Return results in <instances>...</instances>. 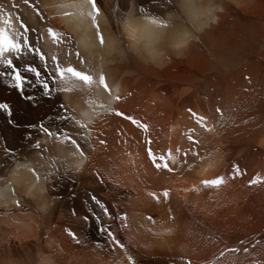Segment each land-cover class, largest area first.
I'll use <instances>...</instances> for the list:
<instances>
[{
  "label": "bare ground",
  "instance_id": "1",
  "mask_svg": "<svg viewBox=\"0 0 264 264\" xmlns=\"http://www.w3.org/2000/svg\"><path fill=\"white\" fill-rule=\"evenodd\" d=\"M13 2L20 7L11 9ZM37 2L46 15L52 16L57 14V9L51 5L70 3L71 0ZM97 2L104 13L101 21L104 34L117 38V49H85L81 46L79 51L97 71H104L109 83L119 88L121 95L129 91L132 93L118 107L151 125L152 147L157 155L167 152L169 148L187 145L184 133L193 126L188 108L206 115L210 122L216 118L212 113L211 99H207L209 89L206 86L211 84V79L216 82L226 79L229 74L232 76V73L247 65L248 58L256 49L264 47V0H191L192 6L188 9L179 7L178 0H173L171 8L167 0ZM208 5L215 8L211 20L207 15ZM0 7L12 10L14 15L20 14L29 23L36 24L31 10L22 5V0H0ZM140 7L151 15L165 19L174 13L176 19L173 22L191 35L189 43L178 50L171 40L154 42L148 32H138L135 40L130 39L118 20L133 10H137L139 15ZM66 11L75 12V9L68 8ZM140 22L147 23L143 19ZM49 23L71 34L74 41L81 39L82 33L76 31L65 18H57ZM48 47L45 46L46 51ZM72 50H76L75 44ZM69 59L77 63L74 55ZM25 62L34 61L25 58L20 63ZM25 91L37 97L40 95V90L31 86L26 87ZM61 100L69 102L73 97L61 95L53 100L41 99L39 107H32L7 86L5 78L0 77V102H7L12 107V119L19 125L38 123L49 115L54 116ZM73 106L77 108V115L86 110L81 103L74 102ZM117 125L126 129L129 127L114 116L96 118L92 140L96 150L88 153L89 159L79 173L74 169L77 160L68 155L70 149L54 145H48L50 151L44 153L46 159H41L36 150L29 149L31 151L26 156L22 153L15 156L11 164L3 168L0 164V189L9 186V200L0 201V264H40L42 258H46L50 264H115L119 259V250L109 254L110 245L97 233L94 222L86 225L79 219L88 214L89 206L84 193L75 192L71 201L67 202V208L61 211L57 209V197L74 189L80 182L86 184L88 194L92 193L106 203L114 215L117 212L127 215L131 231L125 229L119 232L118 238L125 241L131 237L139 245L132 249L138 264H173L174 261L179 264L181 258L191 259L192 264H210L215 259L226 241V216L235 217L236 214L241 217L238 214L241 204L239 202L240 205L235 207L232 204L226 213V205L231 203V195L226 197V187L219 192L203 190L199 195L184 189L190 187L194 180L223 174L226 169L224 152L222 155L213 153L212 166H205L207 171L198 168L190 174L176 175L157 172L147 161L143 144L137 143L139 133L136 137L129 134L128 143L122 144L120 150L119 147L114 150L102 148L95 143L96 133L102 130L106 135L110 128ZM23 128L17 130L11 127L6 115L0 113L2 148L20 147L19 143L25 140L27 132ZM220 139L222 136L217 129L216 133L206 135L204 143L207 149L210 147L214 150L215 143H222L223 139ZM25 162L32 164L41 176L35 187V180L29 172L23 168L17 171V164ZM66 168L69 170L66 171ZM56 169H59V178L43 179L45 173L55 172ZM97 170L104 176L103 182H99L93 174ZM11 189L15 190V198L21 202L19 209L11 203ZM164 189L170 190L167 202L160 196L157 203L149 195H160ZM22 208L27 209L25 215H19ZM8 212L12 215L5 216ZM148 216L154 217V225L146 219ZM241 219L245 220V217ZM148 228L161 235L153 237L146 231ZM169 228L173 230L171 234H167ZM65 229L87 237L89 246L76 245L66 235ZM113 231H116L115 226ZM9 236L12 238L9 239ZM217 237L222 238L219 244L215 243ZM98 242L104 245L103 251L92 247ZM4 245H8L6 249ZM14 245H20L25 250L23 256L14 255Z\"/></svg>",
  "mask_w": 264,
  "mask_h": 264
},
{
  "label": "snow or ice",
  "instance_id": "2",
  "mask_svg": "<svg viewBox=\"0 0 264 264\" xmlns=\"http://www.w3.org/2000/svg\"><path fill=\"white\" fill-rule=\"evenodd\" d=\"M22 5L31 10L33 18L36 20L35 25L25 20L22 15H14L12 10L0 7V77L5 78L7 86L15 90L19 97L32 107H39V100L41 99L53 100L61 95H71L73 97V100L69 102L61 100L57 104L54 117L49 115L38 123L23 125L27 129L24 139L29 141L30 148L36 150L41 159H46L44 153L50 151L48 145L70 149L68 155L77 160L74 169L79 173L84 162L89 159L88 153L96 150L92 142L96 118L114 116L126 122V125L129 126L127 129L117 130L118 136L124 137L118 143L126 144L130 138L129 134L136 137V134L139 133L137 143L143 144L146 159L155 171H163L173 175L178 173L190 174L198 168L207 171V167L212 166L214 154L207 148L202 154L200 149L204 147L206 135L216 133L218 128H225L228 126V121L232 120L231 117H226L225 108L218 104L213 110L216 118L211 122L206 115L198 114L188 108L187 112L194 123L184 133L187 145L185 147H175L174 149L169 148L167 152L157 155L152 147L154 141L151 138V125L141 117L125 112L118 107L127 97L132 96V93L129 91L121 95L119 88H114L109 83L104 71L102 69L97 71L91 61L83 58L79 51L81 46L85 49L97 47L101 49L108 48L110 51L117 49V38L106 37L104 34L101 24L104 13L97 0H71L70 3H55L51 7L57 9V14L52 16L44 13L37 0H22ZM167 5L171 8L173 0H167ZM178 6L188 9L192 6V3L191 0H178ZM19 7L20 5L15 2L11 5L13 10ZM68 8L75 9V12L66 11ZM214 11L215 8L208 5L207 15L210 20ZM138 14L137 10H133L126 17L118 20V24L123 25L124 30L132 40L137 38L138 32H148L154 42L163 43L165 40H171L174 47L179 50L183 49L192 38L187 31L173 22L176 19L174 13L165 19L151 15L144 7H140ZM57 18H65L76 31L82 33L81 39L74 41L71 34L60 31L49 23V21ZM141 19L146 20L147 23H141ZM73 44L76 48L74 52L72 50ZM45 46H49L47 51ZM73 55L77 61L76 64L69 59ZM25 58L38 61L39 67L28 62L21 65L20 62ZM244 79L250 82V77L246 76ZM29 86L40 90L39 97L26 93L25 89ZM74 102L85 105L86 110L80 111L77 115V108L73 106ZM231 110L235 111V109ZM0 113L6 115L8 124L11 127H21L12 119L13 109L7 102H0ZM53 120L55 126L50 124ZM243 123L247 124L248 120H244ZM232 126L239 125L235 124L233 120ZM33 132L36 133L35 138L32 135ZM103 136L104 132L102 130L96 133L95 143L102 148H106L107 140L101 138ZM4 152L8 155H15L6 147ZM16 167L17 171L23 168L31 174L35 180L33 187L39 184L41 176L32 164L27 162L18 163ZM68 170L66 168V171ZM58 172L59 169H56L55 172L45 173L43 179L48 181L50 177L59 178ZM93 174L99 182L104 181V176L101 175L99 170ZM245 175L247 173L241 170L239 164L233 163L230 174H217L213 178L194 180L192 185L185 188L184 191L196 195H199L203 190L219 192L230 181H235ZM260 184H264V177L260 175L253 176L247 182L248 187ZM8 191V185L0 189V201L7 202L9 200ZM149 195L157 203L160 202V196L167 202L170 199V190L164 189L160 195L156 193H149ZM15 196V190L11 189V203L19 209L22 205ZM89 199L99 209V212L88 208V214L79 217V219L83 220L86 225L90 221L94 222L97 233L110 245L109 254L117 253V250H119V259L115 261V264H138L132 249L139 247V245L134 243V239L131 237L125 241L118 238L119 232L125 229L131 231L132 226L128 222L127 215L119 212L114 215L109 206L92 193H89ZM5 206H7L6 203ZM4 215L9 216L12 213L8 212ZM73 215L76 214L73 213ZM146 219L151 221L153 225L155 224L154 217L148 216ZM12 223L16 222L13 221ZM114 226L116 231H113ZM146 231L153 237L161 235V233L154 232L152 228H148ZM172 231L171 228L167 229V234H171ZM65 232L76 245L89 246L87 237L78 235L71 229H65ZM8 238L11 239L12 237L9 236ZM221 242L222 238L217 237L215 243L219 244ZM238 244L242 247L230 246L224 241L223 247L219 249L218 254L210 264H224L229 254L239 257L243 253L247 258L252 255V250L257 249L258 246L264 250V238L251 237L247 241L239 239ZM92 247L94 250H104V245L99 242L92 245ZM257 255L262 258L254 260L253 264H264V251L258 252ZM40 264H50V262L46 258H42ZM173 264H176V262L174 261ZM179 264H192V261L191 259L181 258ZM232 264H235V262L233 261Z\"/></svg>",
  "mask_w": 264,
  "mask_h": 264
},
{
  "label": "rangeland",
  "instance_id": "3",
  "mask_svg": "<svg viewBox=\"0 0 264 264\" xmlns=\"http://www.w3.org/2000/svg\"><path fill=\"white\" fill-rule=\"evenodd\" d=\"M259 50L260 48L256 49L252 56L248 58L247 65L232 73V76L229 74L230 76H226V79H221L216 82H213L211 79L210 83H214V85L210 84L211 86H206L209 89L207 99L209 100L210 98L213 105L212 113H214V108L219 104V106L226 109V117L232 118V120L228 121V126L225 128H218L223 141L222 139L220 140L222 143L226 142L224 144L226 147L220 142V144H214V150L210 149V147L208 150H212V153L218 152L221 155L224 152V155H226V169L223 171V174H230L233 163H238L241 170L247 173V175L242 178L230 181L226 186V197L231 195V203L226 205V213L227 208L229 206L232 207V204L234 207L241 204L238 212L241 217H238L236 214L235 217L226 216V242L230 246L236 245L242 247L238 244L239 239H245L247 241L251 237L264 238V184L253 187L247 186V182L253 176L260 175L264 177V59L262 58L264 47L256 54ZM233 58L232 62L235 61V59L233 61ZM32 63L38 67V61ZM238 73L240 74L238 75ZM246 76L250 77V82L244 79ZM245 89H247V91H245ZM231 109H235V111ZM233 120L235 124L239 126H232ZM244 120H248V123L244 124ZM50 124L55 126L54 120L50 122ZM22 128L23 126L21 125L20 128L15 129L21 130ZM23 129L27 130L26 128ZM118 129H126V127L117 125L110 128L106 135H104L107 140V148H112L114 150L116 147H119V150L121 149L120 146L122 144L118 143V141H122L123 138L115 133ZM35 134V132L32 134L34 138L36 137ZM156 137L158 138V136ZM21 142L22 143H19L20 147L9 149L11 152L15 153L14 156L4 152V148H2L4 142H1V168L11 164L13 158L18 154L22 153L23 156H26L29 151H31L29 150L32 149L29 147V141L23 140ZM205 148H207V145L204 143V147L200 149L201 153L204 152ZM230 153L233 156H228ZM85 187H87L86 184L80 182L74 189H70L65 194L57 197L59 201L57 209L61 211L67 208V202L71 201L75 192H81L84 193L85 202L89 208L96 211V206L91 203L88 189ZM239 195H241V197ZM25 210L27 211V209L24 208L19 215H25ZM70 212L73 214L72 210ZM244 217L245 220H242L241 218ZM4 246V249H6L8 245ZM12 249L16 257H19V255L23 256V252L25 251L21 249L20 245H14ZM260 251L264 250L260 249L258 246L257 249L252 250V255L247 258H245L243 253H241L239 257L229 254L226 258V264H232L233 261L235 264H253L254 260L262 258L260 255H257ZM17 259L21 260V258Z\"/></svg>",
  "mask_w": 264,
  "mask_h": 264
}]
</instances>
